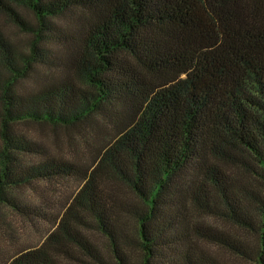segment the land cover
<instances>
[{
  "label": "trees",
  "instance_id": "obj_1",
  "mask_svg": "<svg viewBox=\"0 0 264 264\" xmlns=\"http://www.w3.org/2000/svg\"><path fill=\"white\" fill-rule=\"evenodd\" d=\"M1 18L31 37L17 51L0 24V228L49 220L19 189L77 187L38 246L0 238L1 264H107L86 227L113 264H222L199 239L264 264V0H0ZM28 124L74 132L90 160L35 145Z\"/></svg>",
  "mask_w": 264,
  "mask_h": 264
},
{
  "label": "rangeland",
  "instance_id": "obj_2",
  "mask_svg": "<svg viewBox=\"0 0 264 264\" xmlns=\"http://www.w3.org/2000/svg\"><path fill=\"white\" fill-rule=\"evenodd\" d=\"M24 18L28 21L30 15L27 11H20ZM0 24L7 35L11 45H13L17 51L25 52L28 44V40L31 35L28 32H24L18 26L11 24L8 20L0 19ZM53 51L57 54L62 52L59 49L54 48ZM45 75L39 78V83L45 82ZM30 87V82H20L18 83V88L27 89ZM19 127L25 131L26 138L33 142L35 145L39 144L43 149H46L50 153L53 152L61 157L67 159H75L78 161H89L91 158V149L90 145L80 148L77 144H73L70 136H75L74 132H68L63 128H58L56 130L48 124L39 125V124H28V125H19ZM36 189L30 186L23 187L18 190V194L24 198V200L31 206H40L43 201H47L43 207V212L48 217V221L43 220L42 218H34V220L29 221L27 219H18L14 214L7 215L6 222L9 225H2L0 228V238L3 243H6L8 246L14 245V247H36L38 246L42 239L47 235L51 230L55 228L56 222L64 211V207L72 197L73 193L77 191L75 182L72 180L60 181L54 184H43L36 183ZM106 188L111 193H116V195L122 200L129 202L133 200L132 194L128 191L123 183L114 182L112 179L106 181ZM43 190V191H42ZM43 193V196L40 195ZM42 196V197H41ZM45 198V199H44ZM192 217L195 220H203L207 223H210L212 226L217 225L221 230L226 232H235L237 234L241 233V230L235 227L230 223H226L221 220H216L213 218H207L199 216L196 212H191ZM89 223L91 222L89 218H84ZM55 222V224H54ZM92 227H86L82 231L86 234L88 240L93 244L96 249L99 250L100 254L106 259L107 264H113V260L109 257L107 245L105 239L99 236ZM244 234V233H242ZM198 240V238H196ZM0 241V242H1ZM198 243L203 248H208L214 250L217 258L222 264H240L239 260L235 257L225 253L224 251L211 247L208 243L200 240ZM0 245H2L0 243ZM68 249V248H67ZM71 254L75 257L83 258L89 261L85 256L82 255V250L77 246H69L68 249ZM135 254V252H133ZM1 264V263H0ZM61 264H79L73 260L62 259Z\"/></svg>",
  "mask_w": 264,
  "mask_h": 264
}]
</instances>
